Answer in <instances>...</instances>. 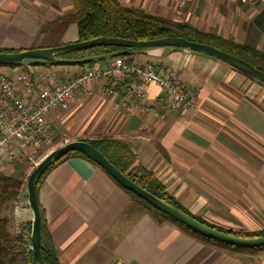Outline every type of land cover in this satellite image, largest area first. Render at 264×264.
Here are the masks:
<instances>
[{"label": "crops", "instance_id": "0c3cea01", "mask_svg": "<svg viewBox=\"0 0 264 264\" xmlns=\"http://www.w3.org/2000/svg\"><path fill=\"white\" fill-rule=\"evenodd\" d=\"M117 1L264 51V0ZM70 10V0H0V48L75 42V24L49 25ZM124 59L149 63L162 75L174 68L189 104L156 116L165 96L157 85L150 84L138 100L128 75L101 76L73 93L66 110L45 115L49 139L37 156H28L14 140L0 149V174L19 175L67 141L108 137L127 146L191 214L229 230L264 229V85L215 58L181 48L153 47ZM113 60L102 58L91 67L0 64V75L11 79L18 96L34 103L36 94L26 96L16 79L25 66L30 78L41 76L57 86L90 68L106 70ZM37 201L58 264H264V248L228 251L152 216L79 155L67 156L45 174ZM10 216L12 231L30 221L26 201L19 200Z\"/></svg>", "mask_w": 264, "mask_h": 264}, {"label": "trees", "instance_id": "16d2710c", "mask_svg": "<svg viewBox=\"0 0 264 264\" xmlns=\"http://www.w3.org/2000/svg\"><path fill=\"white\" fill-rule=\"evenodd\" d=\"M70 1V12L57 17L52 23H49V25H67L70 23L75 24L77 29L76 41H85L100 36L119 37L131 40H146L168 36L182 37L189 41L208 44L216 47L224 52L249 62L255 68L264 72V51L238 44L232 40L222 38L213 33L200 31L182 22L170 21L145 13L136 8L122 6L117 0ZM49 25L47 24V28ZM18 50L21 49L0 48V52H14ZM134 52L136 51L128 50L125 47L119 46H97L59 54L57 57L63 59L62 61L45 62L57 65L69 64L82 66L87 64L88 67H91L93 63L99 59L107 57L115 58L117 56L128 59V55ZM65 60H70L72 62L67 63ZM26 62H30V60H27ZM16 64L8 65L13 66ZM244 75L254 79L247 74ZM256 81L264 85V83L258 80ZM82 140L89 142L95 148H97L114 164V166L119 171H121L134 183L154 194L163 201L180 209L195 220L209 227L235 236L256 237L264 235V229L257 231L229 230L219 225L213 224L202 217L191 214L185 206L177 202L171 196V194L166 191L164 186L156 180L153 173L147 170L137 160L136 156L129 150L127 146L117 145L115 140L108 137H100L94 140ZM70 155H79L92 161L89 157L77 151H72L62 156L59 160L49 166L38 180V183L35 187L36 201L38 185L42 181L45 174L53 166ZM15 170H20L19 165H15ZM115 183L129 195L132 201L141 204L151 213L152 216L167 219L173 222L182 230L188 232L203 242L214 244L228 251H254L264 248V246L242 248L208 239L196 232L191 231L184 225L156 210L137 195L125 189L117 182ZM23 185L24 180L20 178V175L0 174V264H31L29 242L30 221L21 223L17 231L11 230L12 222L10 215L15 204L21 199ZM24 197L26 198V194ZM37 204L41 214L40 251L42 258L46 264H58L54 247L46 229L44 215L38 201Z\"/></svg>", "mask_w": 264, "mask_h": 264}, {"label": "water", "instance_id": "95a60500", "mask_svg": "<svg viewBox=\"0 0 264 264\" xmlns=\"http://www.w3.org/2000/svg\"><path fill=\"white\" fill-rule=\"evenodd\" d=\"M97 46H119L133 51H140L153 47L181 48L215 58L227 64L228 66L264 83V72L255 68L249 62L211 45L193 42L185 38L175 36L146 40H131L119 37L100 36L85 41H75L58 46L33 47L14 52H0V64H16L28 59H38L51 62L62 61L63 59L57 57L59 54ZM65 62L69 63L72 61L65 60ZM72 151L80 152L89 157L115 182L146 201L156 210L169 216L193 232H196L208 239L236 247L252 248L264 246V235L256 237L235 236L219 231L195 220L180 209L163 201L154 194L134 183L121 171H119L106 156H104L89 142L85 140H71L47 152L39 161L34 164L25 181L26 203L29 210L31 211L29 232L31 264H46L40 251L41 214L35 197V187L41 175L47 170L49 166H51L65 154Z\"/></svg>", "mask_w": 264, "mask_h": 264}, {"label": "built area", "instance_id": "2783aa9c", "mask_svg": "<svg viewBox=\"0 0 264 264\" xmlns=\"http://www.w3.org/2000/svg\"><path fill=\"white\" fill-rule=\"evenodd\" d=\"M249 0H241L247 3ZM126 74L132 79L134 97L143 99L150 84L157 85L165 96L160 108L154 115L162 117L169 110H176L189 104L184 85L176 79V70L170 69L166 75L156 71L149 63L139 65L128 63L117 56L113 65L106 70L91 68L70 80L52 86L43 81L41 76L30 78L22 72L16 76L17 82L23 84L26 96L36 94V102L29 97H20L15 92L10 78L0 75V149L7 150L10 140L28 156L39 154L44 143L49 139L45 115L53 109L66 110L73 93L83 88L84 84L103 76ZM112 92V89L109 90ZM11 158V156H10Z\"/></svg>", "mask_w": 264, "mask_h": 264}, {"label": "rangeland", "instance_id": "374dc122", "mask_svg": "<svg viewBox=\"0 0 264 264\" xmlns=\"http://www.w3.org/2000/svg\"><path fill=\"white\" fill-rule=\"evenodd\" d=\"M28 60H30V61H32V62H42L43 60H38V59H28ZM27 60H23L22 61V63H25ZM28 68L25 66L24 67V72H27L28 70H27ZM29 166V165H28ZM27 166V167H28ZM32 169V167H28V168H26V169H24L22 172H19V175H20V178L22 179V180H24V185H23V187H22V195H21V201L22 202H25L26 201V198L24 197L25 196V194H26V190H25V181H26V178H27V176H28V174H29V172H30V170Z\"/></svg>", "mask_w": 264, "mask_h": 264}]
</instances>
